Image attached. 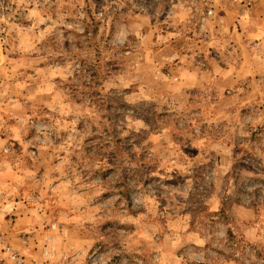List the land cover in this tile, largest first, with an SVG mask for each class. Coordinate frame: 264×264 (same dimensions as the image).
<instances>
[{"label":"rangeland","instance_id":"rangeland-1","mask_svg":"<svg viewBox=\"0 0 264 264\" xmlns=\"http://www.w3.org/2000/svg\"><path fill=\"white\" fill-rule=\"evenodd\" d=\"M0 264H264V0H0Z\"/></svg>","mask_w":264,"mask_h":264}]
</instances>
